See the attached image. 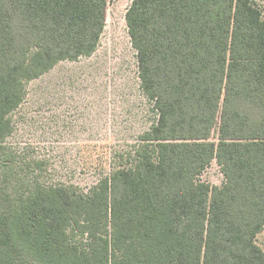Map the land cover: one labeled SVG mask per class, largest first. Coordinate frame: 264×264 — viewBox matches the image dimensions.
<instances>
[{"label": "trees", "instance_id": "obj_1", "mask_svg": "<svg viewBox=\"0 0 264 264\" xmlns=\"http://www.w3.org/2000/svg\"><path fill=\"white\" fill-rule=\"evenodd\" d=\"M107 5L0 0V264H264V0H132L156 121L88 191L7 147L27 84L91 56Z\"/></svg>", "mask_w": 264, "mask_h": 264}, {"label": "rangeland", "instance_id": "obj_2", "mask_svg": "<svg viewBox=\"0 0 264 264\" xmlns=\"http://www.w3.org/2000/svg\"><path fill=\"white\" fill-rule=\"evenodd\" d=\"M131 2L108 0L95 52L61 61L29 82L12 115L6 145L27 163L39 161L42 170L36 173L45 183L88 191L109 173L111 160L118 162L131 151L156 121L152 102L140 91L136 51L126 26ZM199 180L220 186L223 176L213 161ZM256 243L264 251V229Z\"/></svg>", "mask_w": 264, "mask_h": 264}]
</instances>
